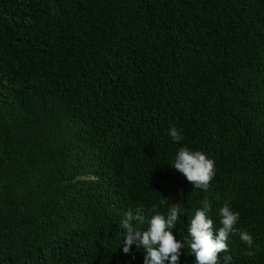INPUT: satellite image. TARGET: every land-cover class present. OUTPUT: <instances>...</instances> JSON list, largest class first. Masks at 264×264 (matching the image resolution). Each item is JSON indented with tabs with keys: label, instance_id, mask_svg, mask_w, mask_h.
Here are the masks:
<instances>
[{
	"label": "trees",
	"instance_id": "trees-1",
	"mask_svg": "<svg viewBox=\"0 0 264 264\" xmlns=\"http://www.w3.org/2000/svg\"><path fill=\"white\" fill-rule=\"evenodd\" d=\"M184 146L207 192L170 166ZM205 198L214 234L228 201L253 236L218 264H264V0H0V264H143L127 211L147 230L178 202L182 241Z\"/></svg>",
	"mask_w": 264,
	"mask_h": 264
},
{
	"label": "clouds",
	"instance_id": "clouds-1",
	"mask_svg": "<svg viewBox=\"0 0 264 264\" xmlns=\"http://www.w3.org/2000/svg\"><path fill=\"white\" fill-rule=\"evenodd\" d=\"M168 135L174 143L183 140L182 129L173 126L168 130ZM183 175L194 188L207 192L210 182L215 176L214 161L201 151H192L187 146L180 147L170 165ZM202 208H198L187 228L185 240H177L172 229L178 223L180 205L174 203L169 206L167 217L155 214L148 220L147 230H139L134 224L143 223L145 220L144 209L136 207L125 214L120 227L126 230L123 252L128 254L131 246L145 251L143 264H178L181 249L188 245L189 253L195 256L194 264H218V253L229 251L227 241L232 234H238L239 239L251 248L253 236L248 231H240L236 225L239 212L233 210L230 202L225 201L218 210L219 227L214 234V221L206 213L212 211L211 203L207 198L201 201ZM252 255V252H248ZM228 256L225 257L227 264Z\"/></svg>",
	"mask_w": 264,
	"mask_h": 264
}]
</instances>
